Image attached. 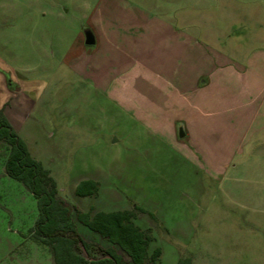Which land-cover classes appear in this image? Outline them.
Returning a JSON list of instances; mask_svg holds the SVG:
<instances>
[{"label": "rangeland", "instance_id": "obj_1", "mask_svg": "<svg viewBox=\"0 0 264 264\" xmlns=\"http://www.w3.org/2000/svg\"><path fill=\"white\" fill-rule=\"evenodd\" d=\"M254 18L264 0H0V61L44 82L9 122L70 205L132 210L158 264H264V173L248 170L243 135L264 87L247 67L264 58ZM7 154L0 141V264H54ZM84 179L94 195L76 194Z\"/></svg>", "mask_w": 264, "mask_h": 264}, {"label": "trees", "instance_id": "obj_2", "mask_svg": "<svg viewBox=\"0 0 264 264\" xmlns=\"http://www.w3.org/2000/svg\"><path fill=\"white\" fill-rule=\"evenodd\" d=\"M0 141L8 145L5 173L21 182L36 199L38 216L32 235L48 248L54 264H158L161 249L156 247L149 252L151 230L134 223L132 210L91 214L70 205L59 195L51 172L30 154L3 109H0ZM97 189L94 180L84 179L75 192L89 196ZM79 225L96 234L103 244L85 239ZM178 264H190V260L184 258Z\"/></svg>", "mask_w": 264, "mask_h": 264}, {"label": "crops", "instance_id": "obj_3", "mask_svg": "<svg viewBox=\"0 0 264 264\" xmlns=\"http://www.w3.org/2000/svg\"><path fill=\"white\" fill-rule=\"evenodd\" d=\"M254 20H256V24L264 25L263 21H259L256 18H254ZM260 36L262 37V35ZM248 57L247 67H249L250 70H258L259 75L256 74V77L263 76L262 73L259 72H264V58L261 60L257 56L255 57L252 55ZM43 85L44 82L29 79L16 74L15 70L12 69L11 66L3 61H0V109H3V112L7 119L10 120V117H12V113L10 111H12L13 108H16V105H20L22 103L23 99H21L20 97L18 98V94L40 92V90L43 88ZM35 88L37 91L32 92ZM251 93L256 95L254 99H252V103L256 106V108L252 113L250 119L244 123L245 130L243 135L249 134L251 140L255 138V144L252 143V152L247 156V159L250 158L247 165L248 170L250 171H255L258 169V167H261V171H258V173L260 174V172L264 173V146L262 148H259L261 147L260 145L264 143V140L258 141L261 135L260 133L264 132V117H259V112H261L260 106L264 101V87L257 88L255 92L253 91ZM10 104H13L12 108H10ZM184 135L185 133L183 132L182 136ZM229 135L226 133L224 138L229 137ZM182 136H180V138ZM256 158L261 161V166H259Z\"/></svg>", "mask_w": 264, "mask_h": 264}, {"label": "water", "instance_id": "obj_4", "mask_svg": "<svg viewBox=\"0 0 264 264\" xmlns=\"http://www.w3.org/2000/svg\"><path fill=\"white\" fill-rule=\"evenodd\" d=\"M83 33H84L85 44L93 45L95 43V36H94L92 29L90 27H86L83 29ZM180 134L181 136L183 135V132L181 129H180Z\"/></svg>", "mask_w": 264, "mask_h": 264}, {"label": "flooded vegetation", "instance_id": "obj_5", "mask_svg": "<svg viewBox=\"0 0 264 264\" xmlns=\"http://www.w3.org/2000/svg\"><path fill=\"white\" fill-rule=\"evenodd\" d=\"M11 124V123H10ZM27 145V144H26ZM28 147V146H27ZM29 150V149H28ZM30 152V151H29ZM31 154V153H30ZM36 159V158H35Z\"/></svg>", "mask_w": 264, "mask_h": 264}]
</instances>
